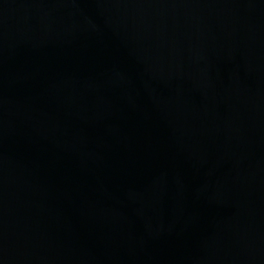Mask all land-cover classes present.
I'll return each mask as SVG.
<instances>
[{"label":"water","instance_id":"1","mask_svg":"<svg viewBox=\"0 0 264 264\" xmlns=\"http://www.w3.org/2000/svg\"><path fill=\"white\" fill-rule=\"evenodd\" d=\"M0 264H264V0H0Z\"/></svg>","mask_w":264,"mask_h":264}]
</instances>
